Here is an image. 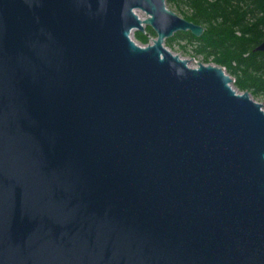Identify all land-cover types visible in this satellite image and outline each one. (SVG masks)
<instances>
[{
  "label": "water",
  "instance_id": "95a60500",
  "mask_svg": "<svg viewBox=\"0 0 264 264\" xmlns=\"http://www.w3.org/2000/svg\"><path fill=\"white\" fill-rule=\"evenodd\" d=\"M179 32L165 0H0V264H264V104Z\"/></svg>",
  "mask_w": 264,
  "mask_h": 264
},
{
  "label": "trees",
  "instance_id": "16d2710c",
  "mask_svg": "<svg viewBox=\"0 0 264 264\" xmlns=\"http://www.w3.org/2000/svg\"><path fill=\"white\" fill-rule=\"evenodd\" d=\"M165 1L181 17L204 28L200 37L176 33L165 46L181 43L201 63L223 67L234 79L235 89L249 92L264 104V52L255 51L264 41V0ZM146 32L156 37L150 28ZM134 37L140 44H149L140 32H134Z\"/></svg>",
  "mask_w": 264,
  "mask_h": 264
},
{
  "label": "rangeland",
  "instance_id": "374dc122",
  "mask_svg": "<svg viewBox=\"0 0 264 264\" xmlns=\"http://www.w3.org/2000/svg\"><path fill=\"white\" fill-rule=\"evenodd\" d=\"M167 7L169 9H171L172 11H174L176 14H177V10H175V8L173 6H169L167 5ZM179 13V12H178ZM140 15L143 16L144 18V14L142 12H139ZM179 16L181 15L180 13L178 14ZM181 17V16H180ZM149 28V27H145L144 31L143 32H140L142 33L143 35L147 36L149 38V43L154 39L152 37L149 36V34L146 32V29ZM136 32V31H135ZM133 39L138 43L140 44L134 37V32H133V35H132ZM140 45H143V44H140ZM183 44L181 43H173L171 46H165L169 51H171L173 54H176V55H179L180 57L184 58V59H188L190 61V65L191 66H196V64L198 62H200L201 58H198V57H193L189 51H186V50H183L181 48ZM233 86H234V83H233ZM235 88V87H234ZM256 102H259V103H262L261 100L259 98H255V97H252Z\"/></svg>",
  "mask_w": 264,
  "mask_h": 264
},
{
  "label": "bare ground",
  "instance_id": "6f19581e",
  "mask_svg": "<svg viewBox=\"0 0 264 264\" xmlns=\"http://www.w3.org/2000/svg\"><path fill=\"white\" fill-rule=\"evenodd\" d=\"M137 14L139 15V17H140L141 19H144L143 16L139 14V12H138Z\"/></svg>",
  "mask_w": 264,
  "mask_h": 264
}]
</instances>
